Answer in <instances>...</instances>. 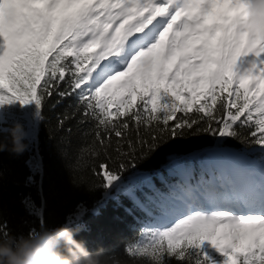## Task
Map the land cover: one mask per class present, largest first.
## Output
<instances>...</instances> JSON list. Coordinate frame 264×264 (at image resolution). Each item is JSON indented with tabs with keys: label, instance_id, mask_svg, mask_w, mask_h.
Returning <instances> with one entry per match:
<instances>
[{
	"label": "snow or ice",
	"instance_id": "1",
	"mask_svg": "<svg viewBox=\"0 0 264 264\" xmlns=\"http://www.w3.org/2000/svg\"><path fill=\"white\" fill-rule=\"evenodd\" d=\"M258 2L0 0V106L35 103L43 111L74 98L57 126L76 114L79 123L91 119L96 142L115 153L108 155L114 168L101 164L92 173L99 186L170 224L148 229V243L127 244V256L150 264H167L166 257L264 264V32L246 25ZM200 134L219 141L211 152L168 157L184 183L162 191L152 173L137 171L124 180L137 159ZM209 155L236 158L241 179L214 183L201 170L186 187L192 161L200 165ZM78 207L76 220L86 211Z\"/></svg>",
	"mask_w": 264,
	"mask_h": 264
},
{
	"label": "trees",
	"instance_id": "2",
	"mask_svg": "<svg viewBox=\"0 0 264 264\" xmlns=\"http://www.w3.org/2000/svg\"><path fill=\"white\" fill-rule=\"evenodd\" d=\"M51 103L48 102L49 105ZM73 104L74 98L65 100L55 109L46 105L43 111L35 103L0 106V143L6 145L0 151V225H5L12 234L26 235L42 227L69 224L72 218L70 225L83 226V230L77 233V239L85 240L90 250L102 247L104 257L119 264H150L147 258L127 256L125 247L133 242H150L147 226L155 221L133 209L131 200L123 193L99 186L100 178L92 175L93 171H102L101 164L115 167L108 160V155L115 156L112 149L109 148L106 154L96 142L95 121L89 119L86 123H79L80 116L76 114L64 123L63 128L57 126L58 117L65 112L71 113L73 109L70 106ZM30 121L35 125L33 141L25 136ZM16 125L23 131L27 145L20 154L10 150L11 131ZM242 131L246 134L248 130ZM115 139L113 136V147ZM212 140L215 138L200 134L170 142L147 159H137L135 169L125 171L123 178L127 180L133 171L150 172L156 187L162 191L184 183L182 174L165 168L169 163L168 157L187 156L207 149L211 152L209 141ZM225 143L240 147L234 140ZM194 162L199 163L198 160ZM237 163L234 157L209 155L200 165H195V172L197 175L206 170V178L221 183L229 176H223L220 167L224 164V168L228 166L227 170L233 172ZM156 174L162 177L164 183L156 179ZM199 178L196 177V180ZM108 192L121 198L110 197L99 206ZM78 206H83L86 211L76 220ZM109 221L113 228L107 227ZM166 260L167 264H179L175 259L166 257Z\"/></svg>",
	"mask_w": 264,
	"mask_h": 264
},
{
	"label": "clouds",
	"instance_id": "3",
	"mask_svg": "<svg viewBox=\"0 0 264 264\" xmlns=\"http://www.w3.org/2000/svg\"><path fill=\"white\" fill-rule=\"evenodd\" d=\"M246 25L254 32H264V0L256 3ZM11 138L10 150L22 153L27 145L19 125L12 129ZM5 148L0 143V151ZM82 230L83 226L64 223L26 235L9 232L7 236H0V264H108L102 247L93 251L85 240L77 239V233Z\"/></svg>",
	"mask_w": 264,
	"mask_h": 264
},
{
	"label": "rangeland",
	"instance_id": "4",
	"mask_svg": "<svg viewBox=\"0 0 264 264\" xmlns=\"http://www.w3.org/2000/svg\"><path fill=\"white\" fill-rule=\"evenodd\" d=\"M25 136L29 137V139H30L31 141H33L34 138H35V125H34V123L31 122V121L29 122V125H28V131L26 132V135H25ZM108 190H109V191L112 190V192L115 191L114 188H112V189L108 188ZM112 192H108V193L105 195L104 199L100 202L99 206H101V205H102L105 201H107L110 197H113L114 199H117V200H119V199L121 198L120 195H111ZM99 206H98V207H99ZM174 222H175V221H173V223H174Z\"/></svg>",
	"mask_w": 264,
	"mask_h": 264
},
{
	"label": "bare ground",
	"instance_id": "5",
	"mask_svg": "<svg viewBox=\"0 0 264 264\" xmlns=\"http://www.w3.org/2000/svg\"><path fill=\"white\" fill-rule=\"evenodd\" d=\"M216 143H219V141H216V140L209 141V147H212ZM124 216H126V212L124 213ZM107 227L113 228L114 226H113L112 222L109 221L107 224Z\"/></svg>",
	"mask_w": 264,
	"mask_h": 264
}]
</instances>
